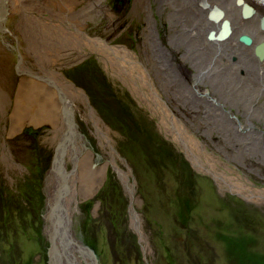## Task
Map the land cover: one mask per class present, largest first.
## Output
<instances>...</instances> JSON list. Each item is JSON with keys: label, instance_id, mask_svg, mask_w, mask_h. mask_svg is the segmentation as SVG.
Listing matches in <instances>:
<instances>
[{"label": "rangeland", "instance_id": "rangeland-1", "mask_svg": "<svg viewBox=\"0 0 264 264\" xmlns=\"http://www.w3.org/2000/svg\"><path fill=\"white\" fill-rule=\"evenodd\" d=\"M150 2L155 12L156 4L154 0ZM103 5L111 9L115 29L109 27L107 17L89 11L83 15L82 31L86 38L99 39L112 47L123 46L142 56L147 49L146 13H133V0H104ZM112 7L120 11L115 12ZM80 9L79 4L75 6V11ZM154 17L159 19L155 13ZM14 21L13 16L5 20L7 24ZM167 23L164 19L158 22L160 38L169 32ZM70 29H61L60 34L72 37ZM6 35L0 33V63L9 64L7 70L0 69V107L5 102L4 115L0 109V264H56L55 249L51 251L46 229L50 204L45 189L54 155L51 137L57 133L48 122L33 125L28 120L11 132L14 125L8 114L20 88L27 86L28 80L42 82L43 78L19 71L21 61L17 57L26 56V43L18 33L17 37L11 35V40L5 39ZM68 40L66 48H70L72 56L63 62L51 61L48 70L81 90L94 104L102 124L115 132L118 152L126 158L120 166L135 185L129 193L126 179L109 167L88 195L81 196L69 189L72 198L68 207L73 208L70 229L90 253L88 264H264V200L250 195L264 194L263 147L247 150L250 142H242L243 138L239 139L242 143L233 142L236 147H232L225 140L239 136H234L225 123L218 132L215 130L211 135L208 131L205 136L203 132L206 125L210 127V120L194 118L192 113L199 114V110L188 112L186 107L191 103L184 102L187 105L184 107L179 97L171 110L188 123L180 129L189 128L205 151L201 155L194 150L201 158L199 162H204L199 168L183 145L161 127L150 89H143L149 97L138 98L132 92L135 86L141 88L139 77L133 82L100 48H84L85 40L74 51L72 39ZM172 50L177 51V59L185 52L181 46ZM141 60L142 71L151 72L150 63ZM185 66L194 71L190 64ZM152 81L164 104L170 106L169 92L160 85L161 81L155 78ZM162 100L159 101L163 104ZM258 102L263 107L264 96ZM197 106L207 108L200 103ZM77 109V125L85 136L84 144L93 154V165L100 168L105 163L91 135L90 121L85 119L83 107ZM225 110L236 119L241 118L240 107L225 105ZM258 123L264 128V120ZM255 125L253 122L252 126ZM212 164L213 173L223 178L207 171ZM66 166L72 170L68 158ZM155 176L161 179L154 182ZM235 177L239 179L235 181ZM230 182L231 188L225 186ZM248 186L251 188L246 189ZM30 225L28 240L20 231ZM34 231L39 236L41 232L45 234L39 241L43 251L34 244L35 237L31 236ZM82 264H87L83 258Z\"/></svg>", "mask_w": 264, "mask_h": 264}, {"label": "bare ground", "instance_id": "bare-ground-1", "mask_svg": "<svg viewBox=\"0 0 264 264\" xmlns=\"http://www.w3.org/2000/svg\"><path fill=\"white\" fill-rule=\"evenodd\" d=\"M103 2L104 0H0L1 35L7 34L5 39L11 40V35L17 37L18 33L26 43V56L23 59L21 56L17 57L21 61L19 71L43 78L42 82L28 80L27 86L20 88L13 110L8 114L14 125L10 130L12 132L28 120L33 125L48 122L57 133L51 137L54 139L52 142L54 155L45 189L50 204L46 229L50 234L51 251L55 249L53 261L56 264H82V258L88 264L90 260V253L77 241L70 229L73 208L68 207L72 198L69 189L72 188L81 196L88 195L96 183L101 181V174H105L109 167L120 178L126 179L125 187L129 193L135 188L120 166L126 158L118 152L114 131L111 132L107 125L102 124L94 104L90 103L81 90L73 88L62 77L48 70L51 61L63 62L72 56L70 48H66L68 39H72L73 51L85 40L87 45L84 48L90 47L94 50L100 48V51L110 56L114 65L125 71L133 82L139 77L141 88L135 86L132 92L138 98L149 97L144 90L150 89L154 104L152 106L159 113L161 127L172 135L173 140L183 145L193 160L192 163L199 168H202L204 162L202 164L199 162L201 158L194 150L201 152V155L205 151L197 144L199 143L197 139L191 136L193 133L189 128V132L186 128L180 129L182 126L186 127L188 123L181 118L178 119L176 113L171 110L174 101L177 102L179 97L183 105L184 102L191 103L188 106L184 105L187 106L188 112L199 110V114L192 113L194 118L203 122L210 120V127L206 125L203 132L205 136L208 131L211 135L215 130L218 132V128L225 123L232 128L234 136H239L235 140L231 138L225 140L232 147H236L233 142L249 141L250 147L247 150H252L261 144L260 139L253 136L255 132L252 117L255 118V112L251 113L247 107L261 109L258 101L264 96V0H154L155 12L150 0H133L132 12L146 13L144 46L147 49L142 56L132 53L123 46L112 47L99 39H88L83 34L85 21L83 15H87L89 11L107 17L109 27L115 29L116 26L112 24L113 13L108 5H103ZM244 3L252 8L244 6ZM78 4L81 9L75 11ZM112 9L115 12L120 11L113 7ZM154 13L159 19L154 17ZM10 16L16 17L14 24L5 22ZM162 19L168 22L169 32L160 38L158 22ZM70 27L72 37L69 34H60L61 29ZM211 33H214L213 37L219 39H210ZM242 38L247 42L242 41ZM179 46L183 47L185 52L177 59L178 53L172 48L176 49ZM139 58L150 63L151 72L145 73L146 69L142 71L144 64ZM185 63L190 64L194 71H189ZM8 68L9 64L6 66L5 63H0V69ZM158 77L160 78L157 79ZM154 78L161 81L160 85L169 92L170 106L164 104L161 96L153 88ZM159 100H162L163 104ZM210 100L215 104L212 105ZM199 103L207 108L202 110L197 106ZM4 104L5 102L0 107L3 115ZM232 104L241 109L239 120L225 110V105ZM78 106L83 107L86 112L85 119L90 121L91 135L95 137L99 147L97 150L105 163L100 168L93 165V154L86 148L85 136L77 125ZM234 118L236 120H233ZM239 139L243 141L240 142ZM131 144L130 147H133L134 143ZM261 150L264 155V149ZM66 158L72 163L71 171L66 166ZM236 160L239 161L237 158ZM214 168L212 164L207 171L212 176L223 178L213 173ZM160 179L161 176H155L154 182ZM236 179L239 177H235L234 180ZM225 186L232 187V183ZM29 227L28 229L22 227L20 231L28 240L30 239L26 236L27 232L32 229L31 225ZM39 234L34 231L31 236L35 237L34 244L41 249L39 241L42 236L45 238V234L42 232V235ZM43 250L42 248L41 251ZM147 250L150 251L148 248ZM147 250V260L150 262Z\"/></svg>", "mask_w": 264, "mask_h": 264}, {"label": "flooded vegetation", "instance_id": "flooded-vegetation-1", "mask_svg": "<svg viewBox=\"0 0 264 264\" xmlns=\"http://www.w3.org/2000/svg\"><path fill=\"white\" fill-rule=\"evenodd\" d=\"M263 107H261L262 109ZM261 109H254V107H252L251 109H249L248 111H250L251 113L255 112V118L252 117V120L253 122H256V125L254 126L255 128V134H256V137H258L260 139V145L263 147L264 149V128H262V126L260 125L259 120H264V108L263 110ZM258 131V132H257ZM254 136V135H253ZM249 181V180H248ZM250 182V181H249ZM257 185V184H256ZM229 188H231L230 186H228ZM251 188V186H248ZM229 188H226L225 191L226 192H230V189ZM262 188V187H261ZM260 188H253L252 187V190H258ZM251 190V191H252ZM229 194V193H228ZM238 196V195H236ZM254 196L256 197V199L258 200H264V194L262 196H259V195H256L254 194ZM246 198V197H245ZM248 198V197H247Z\"/></svg>", "mask_w": 264, "mask_h": 264}, {"label": "water", "instance_id": "water-1", "mask_svg": "<svg viewBox=\"0 0 264 264\" xmlns=\"http://www.w3.org/2000/svg\"><path fill=\"white\" fill-rule=\"evenodd\" d=\"M243 8H245V7H243ZM213 12H215V11H213ZM243 13L245 14L246 12L243 11ZM249 13H251V12L249 11ZM246 14H247V13H246ZM210 17L212 18V13H211ZM213 36H214V33H211L210 36H209V38H210V39H213V38H217V39H219L218 37H213ZM242 41L247 42L245 38H242Z\"/></svg>", "mask_w": 264, "mask_h": 264}]
</instances>
